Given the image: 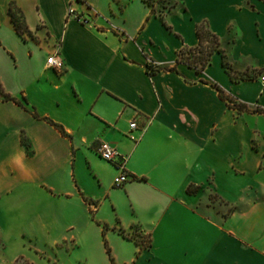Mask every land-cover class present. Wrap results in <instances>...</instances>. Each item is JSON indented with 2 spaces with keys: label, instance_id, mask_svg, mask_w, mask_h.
<instances>
[{
  "label": "crops",
  "instance_id": "obj_1",
  "mask_svg": "<svg viewBox=\"0 0 264 264\" xmlns=\"http://www.w3.org/2000/svg\"><path fill=\"white\" fill-rule=\"evenodd\" d=\"M158 4L161 14L144 0H0V82L14 99L0 93V200L20 205L16 235L41 241L44 264H264V112L252 111L264 110V0ZM202 21L254 77L232 80L218 52L201 73L168 70ZM54 51L60 72L46 64ZM100 141L126 157L120 187ZM133 225L149 246L118 233Z\"/></svg>",
  "mask_w": 264,
  "mask_h": 264
},
{
  "label": "trees",
  "instance_id": "obj_2",
  "mask_svg": "<svg viewBox=\"0 0 264 264\" xmlns=\"http://www.w3.org/2000/svg\"><path fill=\"white\" fill-rule=\"evenodd\" d=\"M144 1H146L150 5L151 10L153 11L154 8L152 0ZM7 13L14 26V29L19 35H23L24 33L29 32L25 24L24 15L21 9L14 2H10L8 4ZM163 23L165 24L166 28L171 29V27L167 25L164 21ZM196 34L198 36V43L194 46L185 45L178 49L176 53L175 62L172 66L168 68V70H176L177 64L184 63L187 66L194 68L197 73H201L205 69V67L210 63L212 54L214 52H218L220 53L222 58V66L230 75L232 80L247 79L255 76V74L251 75L247 72L238 73L236 70L233 69L231 63L226 57L224 48L221 45L220 37L210 30L206 21H202L196 24ZM145 69L149 75L155 74L156 72L160 71L159 68L155 67L153 63L149 61L145 64ZM262 71H264V69L258 70V73H261ZM236 73L239 75H237ZM211 85L218 91L219 96L222 99L226 100L229 106L236 108L240 112L251 111L245 103L239 102L233 97L226 95L223 89L218 84L211 83ZM0 93L4 100H14L10 95L4 93L1 89ZM252 111L264 112V110L259 108H255ZM52 124L55 125L63 133L62 127L54 123ZM106 228L107 227L105 226L104 229ZM132 230L133 232L130 233L125 229L119 228L118 233L124 238L134 241V243H136L140 247H146L150 245L149 237L143 235L140 232L138 225H133ZM105 247L107 253L110 256V259L112 260L110 255V248L107 246L106 241Z\"/></svg>",
  "mask_w": 264,
  "mask_h": 264
},
{
  "label": "rangeland",
  "instance_id": "obj_3",
  "mask_svg": "<svg viewBox=\"0 0 264 264\" xmlns=\"http://www.w3.org/2000/svg\"><path fill=\"white\" fill-rule=\"evenodd\" d=\"M164 1L165 0H152L154 11L158 14H161L162 12V8L159 6L158 2H161L163 5ZM0 89L2 91L4 90L1 82ZM61 154L62 153L60 152V155ZM18 202H22V200H18ZM20 208V205L16 208L14 207V209L5 206L4 200L0 202V263L5 264L6 261L4 259V253L6 251L8 257L11 256L12 258L17 256L14 261H12L13 264H33L29 263L22 257H28L36 264H44L40 257H44L46 255L36 251L37 246L41 244V241L37 243L36 239H32L30 237H23L21 241V237L16 235L19 231V227H21L23 223L19 217L18 210Z\"/></svg>",
  "mask_w": 264,
  "mask_h": 264
},
{
  "label": "built area",
  "instance_id": "obj_4",
  "mask_svg": "<svg viewBox=\"0 0 264 264\" xmlns=\"http://www.w3.org/2000/svg\"><path fill=\"white\" fill-rule=\"evenodd\" d=\"M68 17H73L82 23H86L87 19L80 15L73 7H69L68 9ZM46 64L48 67L53 68L56 71H62L64 68V62L58 56V52L54 51L49 54L46 59ZM259 80L264 83V71L259 74ZM130 128L136 127V121H132L129 123ZM97 151L102 159L114 165L119 173L113 178V185L115 187H120L127 180L128 176L125 170V161L126 157L118 152L116 148H114L110 143L105 141H100L97 145Z\"/></svg>",
  "mask_w": 264,
  "mask_h": 264
}]
</instances>
